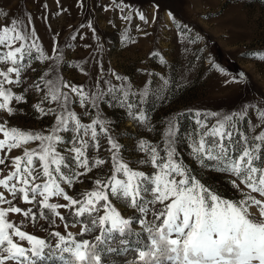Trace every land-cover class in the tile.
<instances>
[{
	"label": "snow or ice",
	"instance_id": "obj_1",
	"mask_svg": "<svg viewBox=\"0 0 264 264\" xmlns=\"http://www.w3.org/2000/svg\"><path fill=\"white\" fill-rule=\"evenodd\" d=\"M139 19L146 21L143 14ZM38 40L35 29L23 20L12 19L0 27V111L12 114L16 112L13 102L25 101L13 87L24 82L22 77L33 60L53 59ZM254 55L264 60V54ZM62 58L61 54L55 60L59 63ZM41 80L44 87H35L44 96L34 107L55 117V125L47 134L0 122V165H5L14 149L23 150L22 155L12 158L9 173L0 178V189L11 196L9 199L0 191V264H47L50 260L53 264H117L109 260L111 254L130 255L126 264H264V128L256 133V128L264 125V111L259 112L260 124L247 131L240 130L238 120L233 119L243 120L247 110L218 119L211 127L208 117H217L218 113H206L203 119L200 112L195 113V124L202 131L195 138L189 137L193 155L203 167L211 166L235 177L231 183L241 198L231 200L192 175L179 158L175 123L169 125V139L163 149L147 141L139 143V151L147 155L138 163L153 169L146 173L130 166L121 154L123 146L108 134L102 121L97 118L84 124L72 110L74 101L69 92L79 98L81 107H86L87 94L81 86L62 83L59 76L51 78L48 73ZM128 95L127 91L123 93L125 100ZM97 99L92 98L93 107H98ZM46 102L56 103L59 111H45L41 104ZM135 118L141 122L148 119L143 111ZM98 126L110 146L111 174L96 179L91 191L74 197L68 188L86 173L109 163L93 154L101 148ZM61 133L71 136L66 140ZM34 141L39 142L36 148L25 147ZM112 198L133 208L139 216H124ZM13 201L31 206L25 209ZM63 209L75 218L78 232L68 231L72 225L65 222ZM11 214H22L34 231L30 233L24 221L13 222ZM56 219L62 223L63 233L49 232L40 225L47 235L35 234L39 221L55 225ZM134 223L142 226L141 231H136Z\"/></svg>",
	"mask_w": 264,
	"mask_h": 264
},
{
	"label": "rangeland",
	"instance_id": "obj_2",
	"mask_svg": "<svg viewBox=\"0 0 264 264\" xmlns=\"http://www.w3.org/2000/svg\"><path fill=\"white\" fill-rule=\"evenodd\" d=\"M140 14L147 22L139 19ZM12 19L23 20L34 28L38 43L53 59L33 60L31 69L22 77L24 82L13 87L14 92L25 96L26 102L14 101L16 112L12 114L0 111V122L47 134L55 125V117L34 107L44 96L35 85L44 87L41 77L45 73L51 78L59 76L62 83L81 86L87 94L86 107H81L79 98L69 92L74 101L71 108L81 122L90 124L97 118L102 121L108 134L123 146L121 154L131 167L151 173L149 165L138 163L147 155L139 151L138 145L147 141L163 149L169 139V125L175 123V147L192 175L226 199L241 198L231 183L235 177L198 162L189 137L195 138L202 131L195 124L196 112L201 113L200 119L206 113L219 114L208 117L209 127L218 119L245 110L243 120L233 118L238 120L240 130L260 124L259 112L264 111V60L254 54H264V0H0V27ZM61 54L63 58L57 63L55 57ZM217 65L224 71L220 72ZM125 91L129 94L127 100ZM94 96L98 107L92 106ZM129 104L133 107L129 108ZM41 107L59 111L54 102ZM140 111L148 118L144 122L135 118ZM262 128L264 125L257 127L256 133ZM97 132L101 148L93 154L109 163L86 173L68 188L74 197L91 191L96 179L111 174L107 136L99 126ZM61 135L67 140L71 133ZM38 143L30 142L25 147L36 148ZM22 152L14 149L8 154L5 165H0V178L9 173L12 158ZM0 191L11 199L6 190ZM112 199L124 216H139L133 208ZM13 202L25 209L31 206ZM61 211L65 222L72 225L68 231L78 232L75 218L67 209ZM10 218L15 223L24 221L27 230L34 231L33 224L22 214H11ZM40 225L49 232L65 231L58 219L55 225L39 221L35 234L42 237L47 233L40 230ZM133 227L139 232L142 226L134 223ZM85 238L90 237L85 234ZM131 258L109 256L117 264H126Z\"/></svg>",
	"mask_w": 264,
	"mask_h": 264
},
{
	"label": "trees",
	"instance_id": "obj_3",
	"mask_svg": "<svg viewBox=\"0 0 264 264\" xmlns=\"http://www.w3.org/2000/svg\"><path fill=\"white\" fill-rule=\"evenodd\" d=\"M117 261V260H116ZM119 262V261H118Z\"/></svg>",
	"mask_w": 264,
	"mask_h": 264
}]
</instances>
